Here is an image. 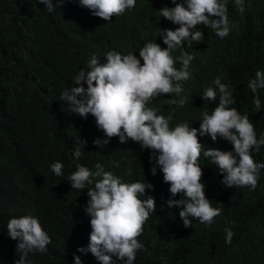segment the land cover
I'll use <instances>...</instances> for the list:
<instances>
[{"label":"trees","instance_id":"1","mask_svg":"<svg viewBox=\"0 0 264 264\" xmlns=\"http://www.w3.org/2000/svg\"><path fill=\"white\" fill-rule=\"evenodd\" d=\"M163 7L175 4L137 0L134 9L109 22L93 16L78 0L56 6L52 12L38 0H0V264H15L20 258L18 241L7 234V223L24 215L38 218L51 238L46 252L29 254L31 264H75V256L82 264H100L90 252L79 251L89 244L91 217L85 208L90 197L87 188L72 189L70 184L77 165L95 172L97 163L122 182L154 186L140 197H155L156 212L138 237L143 248L137 251L134 264H264V168L255 190L228 188L211 158L201 155L206 197L212 207L222 208V214L210 226L189 217L191 226L185 228L179 217L181 207L167 206L169 199L183 197L171 196L158 166L152 175V150L130 139L123 144L119 137L108 139L91 114L81 117L60 99L79 71L89 70L93 56L104 64L112 50L140 58L139 51L148 42L166 48L163 30H175L178 25L160 17ZM227 10V37L199 25L193 31L204 32L202 41L191 45L185 41L172 51L178 69L182 52L194 57L189 79L181 82L183 92L162 94L148 106L165 117L171 115V127L186 122L199 128L202 112L218 106L219 90L215 101L201 96L207 87L215 88L213 81L220 77L235 98L230 107L249 116L260 139L264 136V89L253 93L248 85L257 71H264V0H245L243 14L234 0H228ZM257 94L259 111L253 103ZM183 97L188 98L183 107L170 103ZM98 138L108 143H94ZM199 139L205 150L234 151L233 144L222 137L215 142L210 136ZM77 146L82 152L79 159L73 155ZM251 155L256 162H264V145L259 151L254 146ZM57 161L64 165L62 176L51 170ZM227 229L234 232L231 244L225 243Z\"/></svg>","mask_w":264,"mask_h":264},{"label":"clouds","instance_id":"2","mask_svg":"<svg viewBox=\"0 0 264 264\" xmlns=\"http://www.w3.org/2000/svg\"><path fill=\"white\" fill-rule=\"evenodd\" d=\"M75 0H38L46 5L48 12ZM79 5L90 10L93 16L111 22L113 17L122 16L136 7L137 0H78ZM175 7H163L160 17L178 25L175 30H163L162 48L156 42L146 43L134 54L123 55L112 50L106 53V63L101 64L96 56L89 61V70L81 69L73 80V86L66 88L61 100L66 101L69 110L87 117L95 118L97 127L110 139L119 137L121 144L129 139L139 143L142 148L153 152L151 159L155 166L151 169L156 175L157 166L163 173V181L170 185L171 196L182 199H169L168 207L180 206L179 217L185 228H190L193 217L201 224L211 225L214 218L222 214V208L212 207V201L206 197V185L203 181V168L199 164L201 155L211 158V162L223 174L221 183L228 188L250 187L255 190L259 173L264 162L258 163L251 155L255 146L259 151L264 145V136L257 139L254 124L247 114L241 115L235 107L233 93L220 77L213 81L215 88L209 86L201 96L204 101H215L219 90V104L210 112H202L200 127H190L188 123L170 126L172 116L158 114V109L149 107V103L160 95L183 92V81L190 77L189 67L194 59L187 51L182 52L179 60L181 67H175L176 60L171 55L178 47L188 41L199 43L204 32L193 31L199 25L215 30L221 38L230 33V21L227 10L228 0H172ZM241 14L245 11V0H234ZM159 19V17L157 18ZM141 58L143 64H141ZM85 84L87 85L85 87ZM78 85V86H77ZM248 87L253 93L264 89V71H257ZM187 97L172 99L170 103L183 107ZM255 109L260 110L259 95L253 101ZM210 136L212 141L222 137L233 144L234 151L207 148L199 137ZM108 139L99 138L94 143H108ZM84 141V140H83ZM86 141H84V144ZM159 154L158 156L156 154ZM76 159L82 155L77 146L73 153ZM119 167V164H116ZM62 162H54L51 170L63 175ZM96 171L87 166L77 165L70 175L72 189H88L85 211L91 217V233L87 249L100 264H134L137 251L143 248L138 237L151 213L156 212L155 197L148 195L147 200L140 197L154 186L151 183H125L110 171H105L99 163ZM94 187H89L93 185ZM7 234L18 241L17 253L20 258L15 264H31L30 253H44L51 243L49 234L42 228L38 218L24 215L11 218L7 223ZM234 232L226 230L225 243L231 244ZM114 257L116 259H114ZM75 264H82L75 256Z\"/></svg>","mask_w":264,"mask_h":264}]
</instances>
